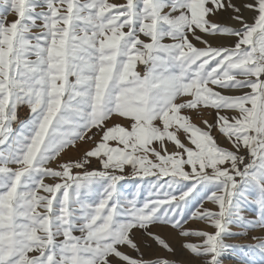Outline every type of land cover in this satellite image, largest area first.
<instances>
[{"label":"snow or ice","instance_id":"snow-or-ice-1","mask_svg":"<svg viewBox=\"0 0 264 264\" xmlns=\"http://www.w3.org/2000/svg\"><path fill=\"white\" fill-rule=\"evenodd\" d=\"M2 4L0 264H178L143 258L137 231L175 254L158 223L199 237L183 248L200 264H221L234 247L226 235L264 228V0ZM221 12L239 27L210 19ZM218 34L234 42L205 39ZM21 105L29 117L13 128ZM206 109L215 119L204 127L186 114ZM93 136L79 159L51 166ZM125 181L134 182L127 195ZM193 201L189 218L213 231L183 227ZM249 201L255 219L243 213ZM256 247L264 253V239Z\"/></svg>","mask_w":264,"mask_h":264},{"label":"rangeland","instance_id":"rangeland-1","mask_svg":"<svg viewBox=\"0 0 264 264\" xmlns=\"http://www.w3.org/2000/svg\"><path fill=\"white\" fill-rule=\"evenodd\" d=\"M111 2L114 3H123L124 0H111ZM235 3L240 4L241 0H235ZM4 8L2 4V0H0V14H3ZM245 17H249L251 13L244 12L243 13ZM7 19L9 21L15 19V15L12 12H8ZM210 19L222 22L224 24L239 27V24L233 19L230 18L229 13L221 12L218 15L214 17H210ZM36 31V30H34ZM191 39V37H190ZM205 39H208L209 42L213 46L218 45H224V46H231V44L234 42V37H227L223 34H218L215 36H206ZM167 42V41H166ZM193 43L196 44L197 42L193 40ZM197 46H203L200 44H197ZM138 71L143 73L144 67L143 65H138L137 68ZM224 91V90H220ZM244 91V90H240ZM227 94H240V92L233 90ZM29 108L26 105H21L17 109V116L18 120L17 122L13 123V128H18V125L21 121H25L29 117ZM186 114L190 115L192 121L196 123L198 126L204 127L203 120H208L209 123H212L215 119V111L212 109H206L201 112H195L190 111ZM231 115L232 113H228ZM111 122L115 123H121L126 124L127 121L123 120L119 117L114 116L112 118ZM96 130L92 129V132L89 133V135H92ZM214 137L216 138L217 142L226 147H231V144L227 141V139L217 130L213 129ZM180 139L188 143L186 140V137L183 135V133H180ZM99 136H93L92 140H88L87 142H78L77 146L71 147L67 149L62 155L58 158V161L50 162L52 167H56L57 163H62L68 159H79L83 153L87 150L93 147L94 141L98 140ZM167 148L169 151L174 150V145L172 142L167 143ZM2 147V146H0ZM91 167L98 168L99 162L96 159L91 160ZM127 173L131 172V168L126 169ZM48 182H51L50 180ZM145 191L142 192V196L147 195V184L144 186ZM122 192L127 195L128 193L134 191V182L133 181H125L122 185ZM198 201H193L189 207L185 210L186 216V223L183 224V227L186 229L191 230H209L211 231V226H209L207 223H205L202 220L196 219V218H189L192 211L196 209V207L199 206ZM203 207L213 209L215 208V205H213L210 201L204 200L203 201ZM256 206L252 204L250 201L246 202L243 205V213L245 216H247L249 219H255L256 218ZM232 232H242L243 229L237 225L232 224L229 226ZM153 232L160 235L162 238L167 240L171 247L175 249V254L168 253L166 250H163L159 245L155 244L154 242H151L150 240L146 239L144 235L140 231H137L136 237L140 241V247H141V253L143 254V258L145 260H153L157 258H168L170 260L177 261L178 264H187V262H191V264H200V261L192 256L190 253H188L184 248L183 244L185 243V240H190L192 242H199L200 238L196 236H190V237H183L180 235V232L178 229L173 228L170 224H157L153 227ZM207 230V231H208ZM77 235L79 233H76ZM252 236V237H251ZM255 238V239H254ZM264 239V228H252L246 232V234L242 235H226L225 241L231 245H234L233 248L229 249L227 252H225L221 257V264H264V253L256 247L259 240ZM151 244V246H149ZM126 251L131 252V250L125 249ZM134 255H140L136 253H132Z\"/></svg>","mask_w":264,"mask_h":264},{"label":"bare ground","instance_id":"bare-ground-1","mask_svg":"<svg viewBox=\"0 0 264 264\" xmlns=\"http://www.w3.org/2000/svg\"><path fill=\"white\" fill-rule=\"evenodd\" d=\"M208 230V229H207ZM214 229L213 228H211V231H213ZM209 231V230H208ZM252 237V236H251Z\"/></svg>","mask_w":264,"mask_h":264}]
</instances>
